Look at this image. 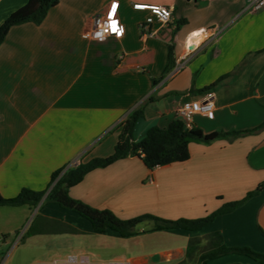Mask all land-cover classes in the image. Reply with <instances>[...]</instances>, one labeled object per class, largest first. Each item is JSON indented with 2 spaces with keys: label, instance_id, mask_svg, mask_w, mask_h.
<instances>
[{
  "label": "crops",
  "instance_id": "obj_1",
  "mask_svg": "<svg viewBox=\"0 0 264 264\" xmlns=\"http://www.w3.org/2000/svg\"><path fill=\"white\" fill-rule=\"evenodd\" d=\"M27 2L0 0V25ZM111 2L120 3L124 37L87 38ZM135 5L168 7L172 20L165 25ZM247 7L248 0H60L41 24L14 26L0 46V193L12 199L23 189L48 190L55 172L113 155L134 111L144 113L134 131L140 141L151 127L167 128L185 101L203 99L214 85V118L197 114L194 128L238 135L192 143L190 160L154 170L138 157L118 160L88 173L70 194L122 218L195 220L232 202L242 205L199 231H151L146 221L137 235L122 238L72 224L119 246L123 255L111 260L126 264H180L192 238L203 248L212 233L227 247L264 254V186L247 198L264 185V10ZM170 56L183 67L166 74ZM32 208L0 206V234L20 230ZM55 209L40 213L63 218ZM40 235L53 237L48 248L58 254L39 264L90 258L62 255L80 234ZM2 253L0 246V261ZM241 257L208 264H255Z\"/></svg>",
  "mask_w": 264,
  "mask_h": 264
},
{
  "label": "trees",
  "instance_id": "obj_2",
  "mask_svg": "<svg viewBox=\"0 0 264 264\" xmlns=\"http://www.w3.org/2000/svg\"><path fill=\"white\" fill-rule=\"evenodd\" d=\"M59 2L60 0H28L24 6L13 12L2 25H0V46L14 26L24 23L41 24L47 17L50 9L56 7ZM175 66V62L170 56L166 74H169ZM213 86L214 85H212V88ZM212 88H207L205 92L211 91ZM143 118V110L138 109L130 114L123 122L121 126L122 131L113 155L106 158H94L87 163H81L79 166L69 168L66 171L59 170L55 172L52 176L51 184L55 181L56 183L48 193L46 200L48 202L57 203L64 208L74 210L88 219L95 233L113 231L122 238H129L137 235L138 232L136 228L146 221L154 224L151 231H199L211 224L217 216L231 212L244 203L245 200L226 204L213 214L195 220H165L149 214L124 220L117 217L109 210L97 209L74 199L70 194L71 189L81 183L86 175L95 169L106 168L118 160L129 157L140 158L144 165L150 170L174 163H183L191 158L190 145L192 143L210 144L218 139L234 138L239 134L237 132H214L205 134L200 129L194 128L188 130L185 128L183 121L177 118L167 128L157 126L151 127L142 140L136 141L134 139V131L139 121ZM263 186V184L260 185L258 189L248 194L247 198L257 194L261 191ZM48 190L36 192L23 189L17 197L12 199H6L0 193V206H36L43 200ZM80 233V230L63 221L46 217H37L28 229L29 236ZM143 233H145V231ZM3 236L8 238V235ZM208 241L209 245L207 249L200 254L196 264H208L209 260H214L229 254L245 256L251 259L255 264H264L263 253L257 252L249 247H227L219 233L208 235ZM201 248L200 239L192 238L188 244L186 259L181 262V264H190L194 262Z\"/></svg>",
  "mask_w": 264,
  "mask_h": 264
},
{
  "label": "rangeland",
  "instance_id": "obj_3",
  "mask_svg": "<svg viewBox=\"0 0 264 264\" xmlns=\"http://www.w3.org/2000/svg\"><path fill=\"white\" fill-rule=\"evenodd\" d=\"M94 130L98 131L99 128H95ZM94 130L90 132V136L93 135ZM86 136L89 137L88 134H86ZM55 183L56 181L51 184L44 198L47 197L48 193L50 192L51 188H53ZM43 207L44 212L47 210H54L56 208L58 210L56 214L61 215L60 217H63L61 218L62 220L59 219V221H63L74 228H77V226L73 225L72 222L77 223L78 225H80V227L83 228L92 226L88 219L84 218L74 210L64 208L54 202H40L35 206V208H32V214L26 224L20 230L11 232L8 236V241H3V243L0 244L1 248H3L0 264H39L40 262L49 261L55 254H58L55 250H50L48 248L49 241L53 237L42 235H28V229L32 225L33 221L37 217H44V212L42 211L40 213V210ZM143 215L146 214L137 215L134 217L132 216L131 218H122L119 216L117 217L124 220H129ZM67 219L70 222H68ZM22 233L23 236L19 239ZM18 239L19 242L17 245H15ZM208 245L209 241L201 249L199 254L203 253L207 249ZM123 253V250L119 246L112 247L111 245L106 244V242L101 240L98 235L90 232H81L80 235L76 237V241L73 243L71 248L65 250L62 255L65 257L70 254L78 256L81 254H87L90 256L92 264H102L103 262L112 261L111 259H113V257L123 255ZM238 257L241 256L238 255Z\"/></svg>",
  "mask_w": 264,
  "mask_h": 264
},
{
  "label": "built area",
  "instance_id": "obj_4",
  "mask_svg": "<svg viewBox=\"0 0 264 264\" xmlns=\"http://www.w3.org/2000/svg\"><path fill=\"white\" fill-rule=\"evenodd\" d=\"M120 3L111 2L107 8V11L103 18L98 19L96 24L91 30L85 33V36L92 40H104L108 37H114L121 39L126 33V26L120 16L119 12ZM136 9L139 10H151L152 14L163 24L167 25L172 20V10L168 7L163 6H145V5H135ZM247 10L254 13L264 10V0H248ZM154 21L153 17L148 18L147 24L142 27L145 31L149 28V25ZM188 52H191L188 48ZM183 65L181 63L177 64L171 71V74L179 71ZM216 111V105L214 101V93L207 92L205 97L201 100L196 101H185L177 110L176 116L183 121L185 128L188 130L194 129L193 117L197 114L203 115L210 119L214 118ZM23 236L20 235L19 239ZM19 239L15 245L18 244ZM6 238L0 235V244L5 241ZM46 264H92L91 259L87 256L74 257L66 261L53 260ZM102 264H126L120 261H110L104 262Z\"/></svg>",
  "mask_w": 264,
  "mask_h": 264
}]
</instances>
